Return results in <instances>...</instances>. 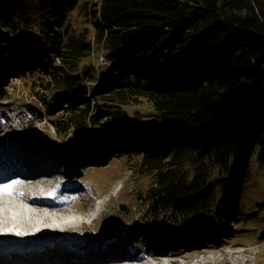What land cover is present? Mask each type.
Here are the masks:
<instances>
[{
    "label": "trees",
    "instance_id": "trees-1",
    "mask_svg": "<svg viewBox=\"0 0 264 264\" xmlns=\"http://www.w3.org/2000/svg\"><path fill=\"white\" fill-rule=\"evenodd\" d=\"M0 37L27 79L14 87L52 117L49 141L169 135L129 168L151 180V226L216 215L244 195L251 159L264 163V0H0ZM140 104L145 120L124 109Z\"/></svg>",
    "mask_w": 264,
    "mask_h": 264
},
{
    "label": "rangeland",
    "instance_id": "rangeland-1",
    "mask_svg": "<svg viewBox=\"0 0 264 264\" xmlns=\"http://www.w3.org/2000/svg\"><path fill=\"white\" fill-rule=\"evenodd\" d=\"M6 45V40L0 39V119L3 121V126L0 124V129L4 127V132L10 135H20L34 143L40 142L41 145H48L49 148L64 151L81 148L88 153V156L92 157L99 152H106L102 162L94 164L93 167L87 166V169H82L79 172V179L89 182L90 192H77L75 195H70V207L58 209L60 211L54 214L59 219L71 221L73 224L46 230L49 231L48 235L50 236L38 238L40 242L54 246L71 245L72 242L77 241L78 231L86 235L87 238H99L126 229L125 234H128L127 238L130 240L128 244L131 243L130 245L134 247H132V252L142 251L148 255H154L157 251L165 249L171 254L175 253L173 256L168 253L166 264H174L168 262L174 259H178L175 264H264V239L261 233L264 230V209L260 210L259 206L257 208V203L264 198V163L257 162L252 158L245 176L246 186L242 192L244 195L239 198V202L237 199L234 202L235 198H233L226 205H218L217 211H214L216 215L209 213L205 221L200 220L202 222L191 228L175 229L165 227L164 224H161L165 220H161L162 218L159 217L157 221L160 223V227H154L159 231L156 235L168 243L158 241L151 236L154 231L153 227L143 219L146 204L144 201L139 202V198L143 196L147 186L151 184V180L148 176H140L129 168L140 159V155L136 154L139 150H158L161 144L170 141L169 135L167 133L148 134L149 132L129 133L126 140L120 141L119 139L118 142L113 141L114 143L107 141L104 144H97L91 137H87L86 141L81 144H78L77 141L71 145L68 143L72 137H66L61 141H49L48 136L45 135L54 133V127L49 122V118L52 117L47 115V108L44 105L36 103L33 98L26 97L23 92L17 91L14 87L19 81L27 82V79L19 75L16 77L15 68L19 66L15 65L16 61L11 60V57L8 56L9 53H2ZM23 54H26V51ZM101 55V52L94 51L87 58L88 66H92L96 70ZM58 103L59 101L55 100L48 102L49 115L57 113L55 107ZM124 109L129 113L138 112L135 114L141 120H145L147 117L137 114L145 115L151 111L144 104ZM83 144L84 146H82ZM71 182L75 181L71 180ZM90 194L95 198L94 201H91L90 207L92 210L96 209V212H99L98 215L86 208L85 203L91 199ZM47 197L49 196L43 198ZM69 197L65 199L69 200ZM237 205L240 206V210L244 214L242 218L238 219L240 223L233 217ZM255 209L258 211L254 216L250 215L255 212ZM147 219L152 218L148 216ZM99 233L102 235L98 236ZM20 234H22L21 236H30L33 235V232L28 231ZM131 234H136V238L133 239L134 235ZM27 239L31 238L25 239L29 242L30 240ZM4 241L8 243L24 242L14 238ZM132 243L139 245L136 247ZM206 247L208 248L204 253H198L200 249ZM123 252L127 253L128 251ZM150 259L152 260V257ZM143 261L146 262L143 264H163L153 260L149 263L150 261L147 259Z\"/></svg>",
    "mask_w": 264,
    "mask_h": 264
},
{
    "label": "bare ground",
    "instance_id": "bare-ground-1",
    "mask_svg": "<svg viewBox=\"0 0 264 264\" xmlns=\"http://www.w3.org/2000/svg\"><path fill=\"white\" fill-rule=\"evenodd\" d=\"M72 157H74V155H72ZM75 160H77L76 165L83 164L85 162L84 159L78 160V158H76ZM70 163H74V160ZM43 179L44 177L42 176H32L25 179L22 184L8 186L7 188H5V186L0 187V244L9 245L10 243L4 241L9 238L18 240L31 238L27 240H30L29 242H32L33 239V241H35L36 243L32 242V244L37 245V242H40L38 238L50 236L48 235L49 231L46 230H49L51 228L53 229L61 225L66 226L73 224V222L71 221L67 222L54 216L56 212L60 211H58L57 206L49 205L38 200H33L32 198L30 199V201L27 200V196L24 195L25 192H37L41 187H43ZM17 192L22 193V195H18ZM28 231H32L33 235L21 236L22 234L20 233ZM45 244L41 243L39 246ZM12 245L17 244L13 243ZM207 248L208 247L200 249L198 253H204ZM123 249H113L110 251V254L108 256L103 253V256L98 260V264L146 263L143 260L145 259V255H148V253H143L142 251H131L125 253L123 252ZM55 253L60 254L61 251L57 248L55 250ZM168 253L171 254V252H168V250L161 249L154 255H151L150 253L149 254L151 255L153 261L164 264L166 262V257L169 256ZM173 255H175V253L171 254V256ZM177 261L178 259H174L169 260L168 262H173L175 264L177 263Z\"/></svg>",
    "mask_w": 264,
    "mask_h": 264
},
{
    "label": "snow or ice",
    "instance_id": "snow-or-ice-1",
    "mask_svg": "<svg viewBox=\"0 0 264 264\" xmlns=\"http://www.w3.org/2000/svg\"><path fill=\"white\" fill-rule=\"evenodd\" d=\"M8 186L7 185H5V188H7Z\"/></svg>",
    "mask_w": 264,
    "mask_h": 264
}]
</instances>
